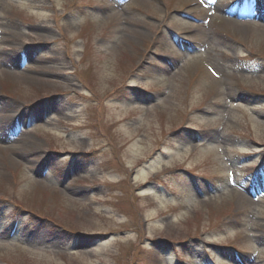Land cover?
<instances>
[{"label":"rangeland","instance_id":"obj_1","mask_svg":"<svg viewBox=\"0 0 264 264\" xmlns=\"http://www.w3.org/2000/svg\"><path fill=\"white\" fill-rule=\"evenodd\" d=\"M261 171L264 0H0V264H264Z\"/></svg>","mask_w":264,"mask_h":264}]
</instances>
